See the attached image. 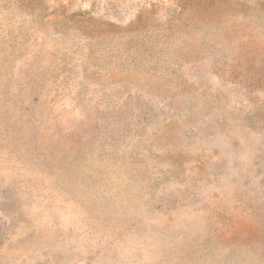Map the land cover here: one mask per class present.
<instances>
[{"label": "rangeland", "instance_id": "rangeland-1", "mask_svg": "<svg viewBox=\"0 0 264 264\" xmlns=\"http://www.w3.org/2000/svg\"><path fill=\"white\" fill-rule=\"evenodd\" d=\"M0 264H264V0H0Z\"/></svg>", "mask_w": 264, "mask_h": 264}]
</instances>
